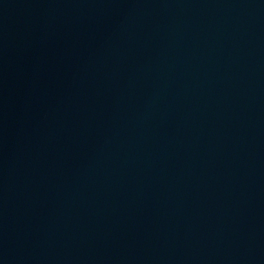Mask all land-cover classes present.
Listing matches in <instances>:
<instances>
[{
    "label": "water",
    "instance_id": "obj_1",
    "mask_svg": "<svg viewBox=\"0 0 264 264\" xmlns=\"http://www.w3.org/2000/svg\"><path fill=\"white\" fill-rule=\"evenodd\" d=\"M0 264H264V0H0Z\"/></svg>",
    "mask_w": 264,
    "mask_h": 264
}]
</instances>
